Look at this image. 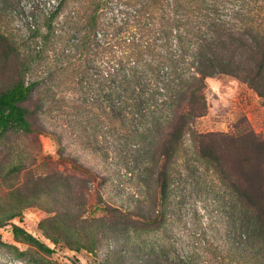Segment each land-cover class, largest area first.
Segmentation results:
<instances>
[{
	"label": "trees",
	"instance_id": "trees-1",
	"mask_svg": "<svg viewBox=\"0 0 264 264\" xmlns=\"http://www.w3.org/2000/svg\"><path fill=\"white\" fill-rule=\"evenodd\" d=\"M69 1L32 0L14 11L26 17L31 40L62 41L54 53L64 61L78 96L58 97L51 83L44 97L26 106L44 81L37 75L26 82L24 74L37 59L22 55L17 79L0 89V137L9 131L37 137L45 131L41 114L65 105L69 115L81 118L85 142L122 150L130 162L141 164V188L122 207L85 181L84 168V179L59 170L32 178L31 186L60 184L78 207L75 217L44 218L45 236L96 254L97 232L108 228L139 254L141 263L179 264L146 235L168 220L173 168L189 138L194 154L236 206L233 223L225 225L223 240L209 247L204 264H264V138L245 120L230 132L192 127L207 113L206 78L212 75L244 81L264 106V0H74L65 12ZM10 44L1 31L5 57L18 50ZM55 78L51 71L49 80ZM13 231L52 252L19 225Z\"/></svg>",
	"mask_w": 264,
	"mask_h": 264
},
{
	"label": "rangeland",
	"instance_id": "rangeland-1",
	"mask_svg": "<svg viewBox=\"0 0 264 264\" xmlns=\"http://www.w3.org/2000/svg\"><path fill=\"white\" fill-rule=\"evenodd\" d=\"M31 1L0 0L3 8L0 32L18 49L11 50L10 46L11 54L7 57L0 51V89L14 83L21 56L30 55L37 62L26 70V82L38 75L46 84L33 93L24 103L26 106L33 107L40 94L44 97L46 86L51 83L58 97H77L78 90L68 78L64 61L55 55L62 41L41 44L39 40H31L26 17L14 11L19 6L27 7ZM73 4L74 0H70L65 12ZM64 19L65 15L61 17ZM37 44L43 48L40 55ZM51 71L56 73L53 81L49 80ZM206 86L207 113L193 122L194 129L230 132L245 120L264 138V106L244 81L217 74L206 78ZM68 113L65 105L55 111L46 110L41 114L45 131L37 137L13 131L0 137V264H143L139 254L131 252L108 228L97 232L96 254L69 248L61 242L54 244L41 229V221L47 216L56 213L63 218L75 217L78 207L60 184L31 186L28 181L32 178L59 170L65 176L84 179L81 171L84 168L85 181L88 184L93 181L106 201L122 207H126L129 195H135L133 192L141 188V164L130 162L122 150L109 152L85 142L78 125L81 118ZM51 131H56V135ZM148 187L153 191L152 184ZM235 208L233 196L194 154L186 138L173 168L168 220L163 228L151 231L146 238L162 244L169 257L179 264H204L211 255L209 247L220 243L225 225L233 223ZM12 213L17 215L8 218ZM14 225L45 242L52 252L17 236Z\"/></svg>",
	"mask_w": 264,
	"mask_h": 264
}]
</instances>
